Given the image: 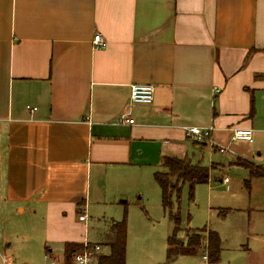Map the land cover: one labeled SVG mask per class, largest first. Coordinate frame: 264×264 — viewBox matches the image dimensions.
<instances>
[{
    "label": "crops",
    "instance_id": "1",
    "mask_svg": "<svg viewBox=\"0 0 264 264\" xmlns=\"http://www.w3.org/2000/svg\"><path fill=\"white\" fill-rule=\"evenodd\" d=\"M145 84L154 102L132 104V87ZM124 115L135 125L119 124ZM187 127L211 128L230 153ZM235 129L264 137V0H0V243L14 254L61 246L64 262L67 244H106L130 205L118 199H161L154 177L167 158H209V183L227 168L251 178L241 161L264 168L254 142H233ZM263 203L218 213L247 219L231 255L215 231L223 261L264 264ZM113 207L118 220L95 218L103 230L92 243L94 213ZM166 257L167 247L156 263ZM169 264L208 262L203 253Z\"/></svg>",
    "mask_w": 264,
    "mask_h": 264
},
{
    "label": "rangeland",
    "instance_id": "2",
    "mask_svg": "<svg viewBox=\"0 0 264 264\" xmlns=\"http://www.w3.org/2000/svg\"><path fill=\"white\" fill-rule=\"evenodd\" d=\"M254 143L255 152L253 154L256 158L255 163L264 168V137L258 140L254 135ZM219 155L220 159L227 160L230 159L229 156L231 154L225 155L224 157L221 156L222 154L220 153ZM194 162L200 163L202 166H208L210 164L209 158H205L203 161H201L200 158L198 161ZM161 171H165L164 166L161 168ZM211 177L212 180H210L209 184L198 185L196 187L194 200H190L189 198V186L186 185L183 188L180 205L181 227L177 233L178 238L185 242V239L187 240L186 232L189 229L196 230L208 228L217 231L223 239H228L230 241L225 249L227 251L225 252L231 255L234 252L233 248H235L240 241L239 233L236 231L247 219L233 214L223 222L218 218V213L226 208H232L230 207L232 204L239 206V208L244 204H246V208H248V205L255 208L261 204V202L264 201V199H261V197H264V179L256 181L251 179L244 170L229 168L226 170L220 169L218 171H213L211 172ZM219 177L230 180V185L223 186L219 184ZM248 183L251 186V190L246 185ZM232 194H234L236 199H232ZM140 198V204H138L137 207L131 205L132 200L137 201ZM126 200H128L130 204L126 207L129 229L127 264H157L156 262L159 257L162 256L164 259L166 255L167 237L172 234L174 228V223L170 220L169 216L164 213L160 193L156 192L155 194L152 191L151 196L144 198L138 196L137 199L132 198L130 200L129 198H121L117 200L116 205L119 207L121 203L126 202ZM123 209H125V207H122V211ZM177 209L176 205L175 212ZM104 210H107V208L99 209L98 212L96 210V213H94V230L90 229V241L92 243H98L101 240L100 236L97 235V230L103 228V223L98 219L104 220L102 219L104 216L107 221L111 220L113 217L116 218L114 207L108 212ZM124 211L121 215V219L124 215ZM116 220H118V218H116ZM2 243H0V264H64L61 246L52 248L54 249V253L49 255V253H47L49 249L46 245H40L39 248L32 249L29 252L24 251L25 248L22 245H18L19 252L14 254L13 250L16 246H14L12 250H8L7 245ZM100 246L102 247V253L99 256H102L107 253L104 247L106 244ZM97 259L91 264H98ZM226 260L227 259L223 261V257H221L219 264H228L229 259Z\"/></svg>",
    "mask_w": 264,
    "mask_h": 264
},
{
    "label": "trees",
    "instance_id": "3",
    "mask_svg": "<svg viewBox=\"0 0 264 264\" xmlns=\"http://www.w3.org/2000/svg\"><path fill=\"white\" fill-rule=\"evenodd\" d=\"M241 165L250 171L251 178L264 177V170L252 163L242 161ZM163 166L165 171L157 172L154 178L161 190L162 206L175 225L173 233L167 240L166 264L181 256L197 257L203 253H206L208 264H219L222 250L221 238L217 232L207 230V228L189 229L186 232V242L179 240L177 234L181 227L180 205L183 188L186 185L189 186V198L194 200L196 187L209 183L210 169L177 158L165 159ZM176 205L178 209L174 212ZM127 240L128 215L125 211L123 219L120 222H115L111 227L106 241L109 253L99 256L97 259L98 264H126ZM83 249V245L67 244L65 246L64 264H74L76 254L83 251Z\"/></svg>",
    "mask_w": 264,
    "mask_h": 264
},
{
    "label": "built area",
    "instance_id": "4",
    "mask_svg": "<svg viewBox=\"0 0 264 264\" xmlns=\"http://www.w3.org/2000/svg\"><path fill=\"white\" fill-rule=\"evenodd\" d=\"M93 44L96 49L104 47L103 39L100 35H96L93 40ZM219 90H215V93H219ZM131 103L135 105H150L155 99V87L149 84L145 85H134L131 89ZM119 124L134 126L135 121L130 115H124L120 117ZM186 136L197 143L208 142L211 148L216 149L220 153H230L228 147L219 145L212 139L211 128H200V127H187L184 129ZM233 142L242 141L245 143L252 144L254 142V131L252 129H235L233 131ZM229 182L228 179L225 180ZM102 253V247L98 244L84 245L83 251L76 254L74 258V264H91L97 257Z\"/></svg>",
    "mask_w": 264,
    "mask_h": 264
}]
</instances>
